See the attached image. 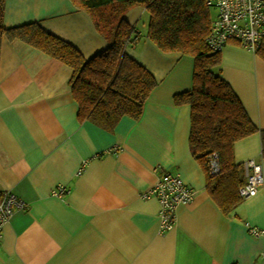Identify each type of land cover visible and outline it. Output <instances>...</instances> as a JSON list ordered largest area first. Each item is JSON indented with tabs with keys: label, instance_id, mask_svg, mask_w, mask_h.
I'll return each instance as SVG.
<instances>
[{
	"label": "crops",
	"instance_id": "1",
	"mask_svg": "<svg viewBox=\"0 0 264 264\" xmlns=\"http://www.w3.org/2000/svg\"><path fill=\"white\" fill-rule=\"evenodd\" d=\"M145 8L126 20L135 29L126 52L157 86L139 119L115 129L78 119L68 81L72 69L19 41L2 39L0 54V198L12 192L27 205L3 228L0 264H264V184L229 215L206 190L190 145V106L176 94L193 87L194 59L162 52L138 27ZM37 23L89 59L108 44L92 18L71 0H6L4 26ZM222 77L251 121L264 130V61L236 42L221 51ZM254 133L234 146L236 163L262 166ZM195 191L161 232V204L143 198L165 173ZM66 189L62 197L54 195Z\"/></svg>",
	"mask_w": 264,
	"mask_h": 264
},
{
	"label": "trees",
	"instance_id": "2",
	"mask_svg": "<svg viewBox=\"0 0 264 264\" xmlns=\"http://www.w3.org/2000/svg\"><path fill=\"white\" fill-rule=\"evenodd\" d=\"M93 20L107 48L86 59L69 42L37 23L4 26L6 0H0V54L2 39L19 41L72 69L68 81L78 105V119L113 131L123 117L139 119L152 90L153 74L126 49L137 41L126 20L133 7L148 13L147 37L162 52L194 59L193 87L174 96L177 106H190V151L206 176V190L222 213L229 216L243 201L244 165L236 163L235 144L258 133L264 158V130L255 126L230 84L222 77L221 51L207 44L215 12L206 0H71ZM255 54L264 61V38ZM217 157L219 172L211 161Z\"/></svg>",
	"mask_w": 264,
	"mask_h": 264
},
{
	"label": "built area",
	"instance_id": "3",
	"mask_svg": "<svg viewBox=\"0 0 264 264\" xmlns=\"http://www.w3.org/2000/svg\"><path fill=\"white\" fill-rule=\"evenodd\" d=\"M207 6L215 11L208 46L213 51H222L230 42H236L252 53L258 50L264 38V0H206ZM244 165L246 184L239 189L243 199L255 196L264 184L262 166L255 160ZM213 173L219 172L215 156L210 164ZM54 195L62 197L66 189L58 188ZM143 198L156 197L161 204V232L170 230L175 222L179 205L191 202L195 191L188 187L179 175L165 172L157 183L142 195ZM27 205L12 192H5L0 198V245L5 224L16 210H25ZM253 236H264V230L252 228Z\"/></svg>",
	"mask_w": 264,
	"mask_h": 264
},
{
	"label": "rangeland",
	"instance_id": "4",
	"mask_svg": "<svg viewBox=\"0 0 264 264\" xmlns=\"http://www.w3.org/2000/svg\"><path fill=\"white\" fill-rule=\"evenodd\" d=\"M214 12H215V11L212 10V13H213V14H214ZM148 19H149V17H148V13L145 12V14H144L142 20L139 21L138 27H139L140 29L144 30V28H146L147 25H148Z\"/></svg>",
	"mask_w": 264,
	"mask_h": 264
}]
</instances>
